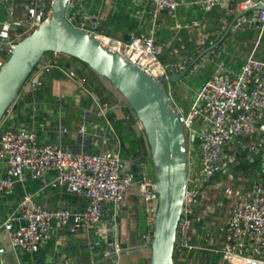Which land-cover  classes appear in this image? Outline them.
<instances>
[{
    "label": "crops",
    "instance_id": "0c3cea01",
    "mask_svg": "<svg viewBox=\"0 0 264 264\" xmlns=\"http://www.w3.org/2000/svg\"><path fill=\"white\" fill-rule=\"evenodd\" d=\"M243 1L213 0L209 5L207 0H178V7L174 11H155L145 0H81L75 4L71 17L79 24L84 23L86 27L94 22L103 34L123 42H128L140 34L151 36L155 40L159 60L167 75L181 72L195 57L205 54L179 81L169 85L175 107L179 112L187 113L198 89L218 67H223L234 77L247 59L254 58L264 62V30L256 23L257 11L246 13L244 20L236 22L234 30H231L219 48L210 53V58L206 54L208 47L221 39L222 30L234 16L246 11L240 7ZM19 4L13 0L11 6L7 0H0V34L6 32L14 37L22 32V15L16 11ZM2 58L0 51V59ZM52 61L53 67L40 76L38 84L32 88L30 94L23 95L15 102L5 125L35 131L42 145L52 144L73 152L96 153L99 150L94 145L93 138L81 136L79 126L86 120L90 134L96 128L89 124L90 121L94 126L109 125L101 110L99 113L94 112L91 96L95 94L102 104L108 105L105 91L101 86H96L88 90V95H84L85 88H80V82L68 80L67 75L62 70H57V67L65 65L72 70L79 68L81 73L87 70L79 62L63 55L54 56ZM261 128L263 123L257 127L263 137ZM243 148L248 156L255 153L248 150L242 141L231 145L224 153L227 155L236 152L238 155ZM191 151V167L197 168L199 158L196 149ZM122 154L123 164L127 165L125 172H130L125 162V147ZM256 157L249 164L256 162L260 166L261 160ZM237 166L239 165L234 162L209 181L205 196L195 207L201 223L188 231L187 239L181 244L182 248L187 249L188 260L184 263L208 264L211 246L206 240L205 231L215 235L216 228L224 220L228 200L223 196V188L227 185L249 186L258 182L240 168L238 170L241 174L237 175ZM25 195H30L36 203L50 211L68 208L77 213L87 207L86 198L70 194L64 187L54 183V172L51 171L44 179L38 180L25 175L15 185L10 196L0 195V249L4 250L0 254V264H148L145 247L152 220L136 187L129 189L122 208L117 209L111 204L104 206L103 221L99 229L81 228L70 232L67 228L54 227L40 250L34 254L13 250L4 229L8 218L16 216L17 204ZM221 199L224 211L218 220L216 208ZM113 220L119 228V251L129 250L124 255H118L115 263L105 254L95 253L94 250L98 236L108 231Z\"/></svg>",
    "mask_w": 264,
    "mask_h": 264
},
{
    "label": "built area",
    "instance_id": "2783aa9c",
    "mask_svg": "<svg viewBox=\"0 0 264 264\" xmlns=\"http://www.w3.org/2000/svg\"><path fill=\"white\" fill-rule=\"evenodd\" d=\"M79 1L68 0L67 6L73 10ZM145 1L155 11H174L178 7V0ZM257 1L264 8V0ZM35 2L41 3V0H31L30 4ZM52 3L53 0H48L47 9L41 10L37 17L34 10L27 6L29 16L22 22L24 28L19 35L10 37L6 32L0 34V51L3 54L0 67L15 48V42L49 21ZM206 3L210 5L213 0ZM240 7L248 10L256 4L244 0ZM256 23L264 30V10L258 13ZM80 25L86 27L84 23ZM87 27L90 35L104 39L112 50L139 64L154 79L167 78L151 36L140 34L123 42L105 36L94 22ZM32 88L24 95L30 94ZM108 108V105L102 104V110ZM178 116L187 139L193 138L189 141L187 152L185 204L189 206L183 208V221L178 229L179 233L186 235L201 223L195 207L205 196L209 181L224 168L232 166L237 158L236 152L224 153L228 147L242 141L248 150L258 152L260 168L264 170V136L257 129L264 122V62L249 58L234 77L223 67H218L198 89L188 112L178 111ZM91 131L89 134L86 120H83L79 132L81 136L94 138L93 143L99 150L96 153L73 152L52 144L42 145L33 130L10 127L5 122L0 127V195L10 196L25 175L38 180L52 171L56 185L87 200V207L75 213L68 208L50 211L36 203L30 195L23 196L17 204L16 216L4 223L13 250L28 254L38 252L54 227L67 228L70 232L81 228L99 229L104 206L111 204L117 209L125 206V196L133 186L134 176L130 172H122L121 141L110 127H96ZM194 140L198 141L197 168L191 167V143ZM136 188L150 211L152 202L157 198L154 178L144 175L138 179ZM222 192L228 205L215 235L206 230L210 250L214 247L217 256L227 264H264V183L236 187L227 185ZM3 252L0 249V254Z\"/></svg>",
    "mask_w": 264,
    "mask_h": 264
},
{
    "label": "water",
    "instance_id": "95a60500",
    "mask_svg": "<svg viewBox=\"0 0 264 264\" xmlns=\"http://www.w3.org/2000/svg\"><path fill=\"white\" fill-rule=\"evenodd\" d=\"M256 7L239 12L234 19L222 30V37L206 50L208 57L211 52L219 48L226 36L234 30L235 23L245 19V14L250 11L258 13L264 8L257 0H251ZM20 3L17 12L22 15V22L29 16L26 7L34 10V16L40 15L41 10L47 9L48 0H41L30 4L31 0H16ZM8 5H13V0H7ZM68 0H53L50 6L51 17L49 21L36 28L31 34L15 42V48L9 57L2 62L0 67V127L8 120L15 102L38 84L40 76L53 67V57L66 56L80 63L87 71L81 73L78 69L60 66L57 70L63 71L67 79L80 82V88L88 90L101 86L105 91V98L109 108L102 110V102L95 94H91L94 112L103 113L106 118L104 127L113 129L109 116H114L116 122L127 124L133 137L141 141V145L125 147V162L128 170L134 176L133 187H136L139 178L145 175L144 168L149 164L153 167L155 191L157 198L152 202L148 212L152 219L147 246L148 264H175L173 256L177 246H180L187 235L178 232L182 225L185 195L188 175V145L186 131L179 120L169 85L179 81L194 65L202 54L195 57L193 62L181 72L167 75V78L154 79L139 64L123 54L111 49L110 45L94 35L89 34L87 27H82L77 21L72 20V10L67 6ZM41 6V7H40ZM105 36H108L104 34ZM113 40L115 37L109 36ZM205 59V58H203ZM87 89V90H86ZM90 95V94H89ZM129 115V117H128ZM9 121V120H8ZM134 124L131 125V123ZM92 127L93 122H89ZM264 132V122H263ZM261 132V131H260ZM94 139V138H93ZM243 148L238 152L235 165H240L239 157L245 152ZM258 152L247 156L253 160ZM121 155V154H120ZM123 162V154L121 155ZM125 165V164H124ZM127 165L122 168L125 172ZM264 174L263 172L258 175ZM119 211L116 212V215ZM119 228L115 221H111L109 229L98 236L94 245L95 253H103L113 263L117 256L124 255L129 250L119 251ZM208 264H227L217 256L215 248L209 252Z\"/></svg>",
    "mask_w": 264,
    "mask_h": 264
},
{
    "label": "trees",
    "instance_id": "16d2710c",
    "mask_svg": "<svg viewBox=\"0 0 264 264\" xmlns=\"http://www.w3.org/2000/svg\"><path fill=\"white\" fill-rule=\"evenodd\" d=\"M109 119L112 121L113 129L115 130L116 134L118 135L120 141L123 142V146L125 145V143L131 144L130 137L127 136V134L125 133L124 125L122 127L121 123L116 122L114 120V116H112V115L109 116ZM197 143H198V141L194 140L191 143V149H196ZM247 156H248V154H245V152H243L240 155V162L241 163L239 166L235 167V169L238 170L240 168L241 170H243L242 172L243 173L245 172L246 174H248V176L252 175L253 176L252 178H254L255 181H258L257 183H254V184L264 183V174H261L260 176H258L259 173H261V172L264 173V170H262L260 168V166L257 165L256 162L249 164V160L247 159ZM241 158H242V161H241ZM205 233H206V231H205ZM186 250H187L186 248H182L181 246H177L175 248L174 256H173L175 264H186V263H184L185 260H188V259H186L187 258ZM208 259H209V256H208Z\"/></svg>",
    "mask_w": 264,
    "mask_h": 264
},
{
    "label": "rangeland",
    "instance_id": "374dc122",
    "mask_svg": "<svg viewBox=\"0 0 264 264\" xmlns=\"http://www.w3.org/2000/svg\"><path fill=\"white\" fill-rule=\"evenodd\" d=\"M169 92H170V89H169ZM186 137H187V135H186ZM189 147H190V145H189ZM120 150L123 151L124 150V146H122L120 148ZM257 159H259V156L257 157ZM239 160H240V157H239ZM241 161H242V158H241ZM144 171H145V176L147 175L146 177L151 178V176H153V167H152L151 164L146 166L144 168ZM235 173L238 175V174H241V171L236 169ZM218 202H219V205H217V208H216V211H217L216 215H217V219L219 220L221 218V215L223 214L224 210H222V199L219 200Z\"/></svg>",
    "mask_w": 264,
    "mask_h": 264
},
{
    "label": "flooded vegetation",
    "instance_id": "af4514ba",
    "mask_svg": "<svg viewBox=\"0 0 264 264\" xmlns=\"http://www.w3.org/2000/svg\"><path fill=\"white\" fill-rule=\"evenodd\" d=\"M128 117H129V115H128ZM132 124H134V122H132L131 125ZM123 125L125 127V133L127 134V136L130 137L131 144H134V145L139 144V145H141L140 140H138V139L133 137V133H132L131 129L129 128V126L127 124H124V123H123ZM121 126H122V123H121Z\"/></svg>",
    "mask_w": 264,
    "mask_h": 264
},
{
    "label": "bare ground",
    "instance_id": "6f19581e",
    "mask_svg": "<svg viewBox=\"0 0 264 264\" xmlns=\"http://www.w3.org/2000/svg\"><path fill=\"white\" fill-rule=\"evenodd\" d=\"M102 41H103V42H105V40H104V39H103ZM105 43H106V42H105Z\"/></svg>",
    "mask_w": 264,
    "mask_h": 264
}]
</instances>
